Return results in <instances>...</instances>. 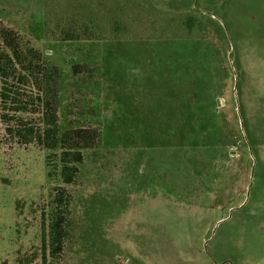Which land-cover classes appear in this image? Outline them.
<instances>
[{
  "label": "rangeland",
  "instance_id": "1",
  "mask_svg": "<svg viewBox=\"0 0 264 264\" xmlns=\"http://www.w3.org/2000/svg\"><path fill=\"white\" fill-rule=\"evenodd\" d=\"M64 18L95 22L94 40L54 38ZM0 24L61 69L60 130L100 134L65 186L57 154L19 145L0 121V264H43L57 187L70 224L47 264H264V0H0ZM150 75L177 93L171 115L191 105L193 139L164 146L160 115L111 112L126 89L147 104Z\"/></svg>",
  "mask_w": 264,
  "mask_h": 264
},
{
  "label": "trees",
  "instance_id": "2",
  "mask_svg": "<svg viewBox=\"0 0 264 264\" xmlns=\"http://www.w3.org/2000/svg\"><path fill=\"white\" fill-rule=\"evenodd\" d=\"M112 26L115 32H120L121 29L117 28L118 24L114 23ZM96 31L95 22L85 27L77 23H66L64 18L62 24H58L52 30V36L63 42L91 41L94 40L92 36ZM72 67L73 74H82L81 67L76 65ZM105 70L109 72V69L105 67L102 75ZM62 75L61 69L46 61L41 51L30 44H24L18 32L0 24V121L5 126V134L19 145H36L42 150L57 154L61 165L62 184L70 186L76 183L80 174V168L84 163V152L96 146L100 134L97 130L87 127L60 130L59 106ZM111 77L112 75L108 78L110 85L120 84L118 80L125 82L124 77L123 80L121 76L118 80ZM149 80L151 81L148 88L150 97L147 104L142 103V108L131 105L138 101L130 102V99H126L125 95H128L126 89L125 94L120 91L122 96L114 93L113 100L107 101L109 105H114L111 112L122 115L131 110L134 114L129 111V115H160L159 119L165 120L167 126L171 127L168 135L165 136L166 133H164L158 136L157 134L156 140L160 138L161 141L163 135L165 136L164 146H171L175 142V144L183 143L185 138L189 137L193 139L195 115L191 105L181 107L186 114L171 115V113H179L176 102L177 93L171 91V83L153 80L152 75ZM125 86H130V83L127 82ZM110 87L101 84L100 95L105 93L107 88L110 90ZM163 87H170L167 91L168 97L165 99L162 97ZM122 98L124 101L121 100ZM138 120L140 126H148L144 117L133 120V124ZM141 132H143L141 135L153 141L154 135L151 131ZM70 201L71 197L64 187L54 189L52 203L55 210L52 213L48 231H44L42 239L43 264H47V254L58 260L64 250L70 224L68 217Z\"/></svg>",
  "mask_w": 264,
  "mask_h": 264
}]
</instances>
